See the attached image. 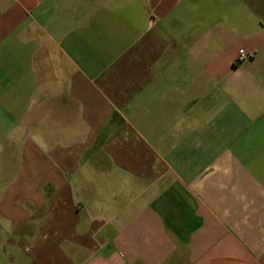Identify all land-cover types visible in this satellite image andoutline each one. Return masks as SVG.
Returning <instances> with one entry per match:
<instances>
[{
	"label": "crops",
	"instance_id": "crops-1",
	"mask_svg": "<svg viewBox=\"0 0 264 264\" xmlns=\"http://www.w3.org/2000/svg\"><path fill=\"white\" fill-rule=\"evenodd\" d=\"M0 264H264V0H0Z\"/></svg>",
	"mask_w": 264,
	"mask_h": 264
},
{
	"label": "built area",
	"instance_id": "built-area-1",
	"mask_svg": "<svg viewBox=\"0 0 264 264\" xmlns=\"http://www.w3.org/2000/svg\"><path fill=\"white\" fill-rule=\"evenodd\" d=\"M246 57H247V55L242 49L238 51V53H237V60L238 61L243 60Z\"/></svg>",
	"mask_w": 264,
	"mask_h": 264
}]
</instances>
